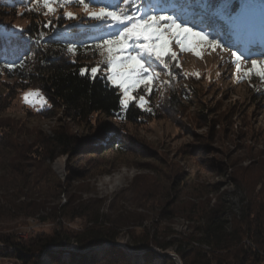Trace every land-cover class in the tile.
Instances as JSON below:
<instances>
[{
	"label": "rangeland",
	"instance_id": "rangeland-1",
	"mask_svg": "<svg viewBox=\"0 0 264 264\" xmlns=\"http://www.w3.org/2000/svg\"><path fill=\"white\" fill-rule=\"evenodd\" d=\"M166 1L151 0V3L158 10L163 8L168 14L200 23L198 16L202 14V4L191 5L196 9L191 12V7H180L179 0ZM12 2L18 4L0 8V29L10 30L13 33L10 36L16 41H21L22 37L27 39L31 16H41L38 19L39 32L51 31V28L43 27L48 17L26 11L28 0ZM66 10L76 14L81 12L76 5H68ZM260 14L264 13L257 10L256 15ZM206 18L201 22L212 20ZM53 23L56 30L51 36L85 32L84 26L70 27L74 21L61 19ZM13 25L21 26L25 31L20 32ZM222 25L223 51L210 53L207 47H203L199 49L201 56L192 52L180 53V66L173 68L171 77L162 67H157L160 73L156 82L158 90L145 96L149 101L145 108H151V118L138 124L97 113L82 123L67 120L61 111L54 117H41L39 112L49 108L50 103L39 86L0 71V136H4L0 139V151L3 152L1 161L4 166L10 168L11 162L8 161H13L15 151L10 143L16 144L24 135L33 140V136L39 133L49 134L59 124L66 125L82 146L90 148L69 156L59 155L50 164L52 174L65 184L64 189L70 191L73 202L70 213L79 214L85 208L90 212L99 209L98 221L111 226L117 234L115 244L81 252L86 258L94 257L98 264H161L164 257L158 252H168L180 260L174 250L176 245L165 250L150 245L149 249L155 254L150 262L145 258V251L134 246L146 237H156L164 243H178L195 232L194 228L203 215L202 208L220 204L237 212L242 197L233 183L237 168L251 163L246 179L256 189L260 186L264 161L262 165L257 163L264 160V80L258 76L237 80L230 52L240 54L244 51V44L238 43L240 32L225 23ZM255 30L258 39L259 30ZM252 37L246 35L243 41L250 42ZM258 42L251 44L253 52L259 53L262 48ZM234 43L237 47L232 46ZM174 50L179 52L175 46ZM245 57L247 62H241L242 70L251 67V60H264V55L260 54L248 58L245 53ZM99 59L97 56L87 64H94ZM191 73L200 76L196 78ZM169 79L172 81L170 85L161 83ZM35 89L43 94L48 107L41 108L39 99L35 105L24 103L23 93ZM139 94L144 95L143 92ZM173 95L178 98V103H170ZM9 128L14 134L6 136ZM111 132L122 138L124 150L112 148L104 151L103 148L108 146L100 147L103 138ZM38 171L43 172L44 167ZM44 173L47 175L44 178H52L46 170ZM2 174L0 167V176ZM66 198L61 194L55 205L58 204L59 208ZM2 200L0 197V203ZM57 221H42L39 215L16 216L0 221V231L17 232L21 241L27 243L38 234L51 233L58 226ZM61 225L68 232L80 233L90 223L82 216L68 220L61 218ZM62 250L61 259L69 261L72 259L70 251L76 253L83 249L69 243ZM48 260L47 252L43 251L40 264H47ZM6 264L20 263L15 257L8 256Z\"/></svg>",
	"mask_w": 264,
	"mask_h": 264
},
{
	"label": "trees",
	"instance_id": "trees-1",
	"mask_svg": "<svg viewBox=\"0 0 264 264\" xmlns=\"http://www.w3.org/2000/svg\"><path fill=\"white\" fill-rule=\"evenodd\" d=\"M178 3L180 7H191V12L196 11L191 5L202 4V14L198 16L200 22L209 17L221 25L225 15L236 16L243 8V26L239 30L242 37L253 35L257 27L264 26V14L256 15L257 10L264 13V0H179ZM16 4L12 0H0V8ZM39 17L41 16H31V23L27 27L28 36L27 39L22 37L23 41L12 38L10 30L0 29V71L39 86L50 103L49 108L39 112V116L50 118L61 111L67 120L75 123L86 122L96 113L132 124L151 118V112L135 104L122 109L118 90L106 85L101 79L92 80L79 75L78 69L97 56H86L83 51L78 56H71L64 49L68 43H77L78 39L88 43L85 32L51 36L36 43L34 38L39 32ZM8 64H15L16 68L9 72L6 70ZM195 93L193 89V94ZM177 99L175 95L171 96L170 103H178ZM12 134L14 132L10 128L5 133L6 136ZM1 136L4 139L2 134ZM33 137V140H29L24 135L16 144H9L15 151L13 161H8L11 162L8 163L10 168L1 161L3 152L0 151V167L3 169L0 176V197L3 199L0 203V221L16 216L39 215L42 221L58 219V226L51 233L30 238L27 243L21 241L17 232L0 231V242L7 246L5 255L15 257L20 264H40L41 253L46 251L49 259L47 264H98L94 257L86 258L81 252L70 251L71 260L61 259V248L69 243H75L78 249H84L103 242H114L117 234L111 226L98 221L99 209L90 212L85 208L79 214L70 213L73 206L70 191L64 189L65 184L50 169L51 162L57 156H69L78 150L90 149L89 146H82L77 136L64 124L53 128L49 134L39 133ZM122 143V138L111 132L99 145L108 146L103 148L104 151L112 148L120 151L125 149ZM263 161L260 160L257 164L262 165ZM40 167H44V171L52 175V178H44L47 175L44 171H38ZM250 167L251 163L234 171L233 183L242 194L237 212L230 206L220 204L202 208L203 215L194 228L195 232L178 243H164L156 237H146L134 247L145 251L148 262L155 256L149 249L150 245L162 250L176 245L174 250L182 264H264V169L260 186L256 189L246 179ZM61 194L67 198L58 208L55 201ZM42 212L45 215H40ZM82 216L90 223L83 232H68L61 225V218L68 220ZM77 255L80 256L78 260L75 259ZM161 264L176 263L173 259L164 257Z\"/></svg>",
	"mask_w": 264,
	"mask_h": 264
},
{
	"label": "snow or ice",
	"instance_id": "snow-or-ice-1",
	"mask_svg": "<svg viewBox=\"0 0 264 264\" xmlns=\"http://www.w3.org/2000/svg\"><path fill=\"white\" fill-rule=\"evenodd\" d=\"M97 4L101 6H93ZM28 5L26 11L48 17L43 27L51 28L49 32H38L34 38L36 43L44 41L56 30L54 20L74 21L75 24L70 27H85L84 35L88 43L78 39L77 43H68L64 50L71 56H78L83 51L86 56L100 57L94 64L80 67L79 75L92 80L101 79L106 85L117 89L122 109L135 104L150 112L151 108H145L149 103L145 96H151L158 90L156 82L160 73L157 67H162L171 77L173 68L180 66V53L192 52L201 56L199 49L203 47H207L210 53L224 50L221 43L223 25L214 20L192 23L178 15L168 14L163 8L158 10L151 0H28ZM68 5L79 6L80 14L67 11ZM243 13L242 8L236 16L225 15L224 23L239 32L243 26ZM13 27L20 32L25 31L21 26ZM238 43L244 44V51L240 54L230 52L237 80L252 76L264 80V60H251V67L243 70L241 65V62H247L245 53L248 58L255 54L264 55V47L259 53L253 52L251 42L245 43L240 35ZM174 46L179 52L174 50ZM232 46L237 47V44ZM20 67H23V61ZM15 68V64L6 65L9 72ZM190 75L196 78L200 76L199 73ZM171 82L169 79L161 83L170 85ZM140 92L144 95H140ZM22 98L25 104L35 105L36 99H39L41 108L49 106L39 89L24 92Z\"/></svg>",
	"mask_w": 264,
	"mask_h": 264
},
{
	"label": "water",
	"instance_id": "water-1",
	"mask_svg": "<svg viewBox=\"0 0 264 264\" xmlns=\"http://www.w3.org/2000/svg\"><path fill=\"white\" fill-rule=\"evenodd\" d=\"M109 244H115V243L114 242H103L102 244H99V245H96V246L95 245L94 246H90V247L84 248L83 250H78V251L84 252L85 249L103 248V247H105L106 245H109ZM52 248H58V247H52ZM158 253L162 257H168V258L173 259L176 264H182L181 261L179 260V258L176 255H174L173 253H168V252H158Z\"/></svg>",
	"mask_w": 264,
	"mask_h": 264
},
{
	"label": "built area",
	"instance_id": "built-area-1",
	"mask_svg": "<svg viewBox=\"0 0 264 264\" xmlns=\"http://www.w3.org/2000/svg\"><path fill=\"white\" fill-rule=\"evenodd\" d=\"M0 249H1L0 264H6L8 263V256H6L4 252H6L7 246L4 243L0 242Z\"/></svg>",
	"mask_w": 264,
	"mask_h": 264
},
{
	"label": "bare ground",
	"instance_id": "bare-ground-1",
	"mask_svg": "<svg viewBox=\"0 0 264 264\" xmlns=\"http://www.w3.org/2000/svg\"><path fill=\"white\" fill-rule=\"evenodd\" d=\"M263 38H261V40H262ZM1 256V255H0Z\"/></svg>",
	"mask_w": 264,
	"mask_h": 264
}]
</instances>
